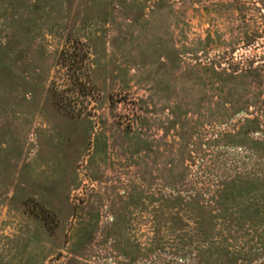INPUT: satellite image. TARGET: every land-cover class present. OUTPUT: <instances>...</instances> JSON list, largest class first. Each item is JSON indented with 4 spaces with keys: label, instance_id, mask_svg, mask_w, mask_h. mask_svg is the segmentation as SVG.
<instances>
[{
    "label": "rangeland",
    "instance_id": "374dc122",
    "mask_svg": "<svg viewBox=\"0 0 264 264\" xmlns=\"http://www.w3.org/2000/svg\"><path fill=\"white\" fill-rule=\"evenodd\" d=\"M0 264H264V0H0Z\"/></svg>",
    "mask_w": 264,
    "mask_h": 264
},
{
    "label": "trees",
    "instance_id": "16d2710c",
    "mask_svg": "<svg viewBox=\"0 0 264 264\" xmlns=\"http://www.w3.org/2000/svg\"><path fill=\"white\" fill-rule=\"evenodd\" d=\"M63 82L73 98L88 96L90 91V54L81 40H69L61 51ZM79 98V99H80Z\"/></svg>",
    "mask_w": 264,
    "mask_h": 264
}]
</instances>
